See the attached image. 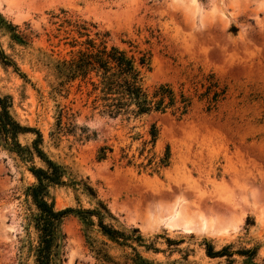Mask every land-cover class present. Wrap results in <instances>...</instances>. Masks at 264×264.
I'll return each instance as SVG.
<instances>
[{
  "label": "rangeland",
  "instance_id": "374dc122",
  "mask_svg": "<svg viewBox=\"0 0 264 264\" xmlns=\"http://www.w3.org/2000/svg\"><path fill=\"white\" fill-rule=\"evenodd\" d=\"M263 1L183 0L175 7L171 0H0V14L24 35L19 43L10 37L12 31L0 30V45L19 68L0 61V96L11 97V113L20 124L40 132L42 149L51 159L76 178H87L113 217L106 222L126 230L137 227L145 242L158 249L138 247L147 258L174 264H264ZM83 21L90 36L108 31L111 43L135 50L130 42L147 52L150 68L143 70L144 86L150 90L166 82L176 92L182 90L192 97L189 112L181 119L169 112L129 121L87 117L78 80L65 85L68 92L55 93L60 80L55 66L74 55L73 39L84 40L73 26ZM210 71L228 93L216 109L206 111L198 99L199 83ZM151 123L158 127L153 151L161 156L168 145L171 154L170 165L159 174L136 166L146 162L147 153L139 156V149L149 139ZM34 137L26 132L17 139L27 146ZM103 144L113 151L97 160ZM121 149L133 155L134 165L119 161ZM35 163L40 165L37 159ZM28 166L0 138V264H34L35 208L25 189L35 179ZM50 192L58 209L76 206L75 195L84 208L95 204L69 186ZM173 192L209 222L230 216L241 221L236 230L220 235L169 229L158 207L164 204L160 196ZM61 231L59 264H98L78 218L65 217ZM89 235L97 244L104 240L96 231ZM165 238L181 242L168 244ZM206 241L215 250L227 246L234 253L209 257ZM103 242L112 255L124 253ZM244 250L250 251L238 253Z\"/></svg>",
  "mask_w": 264,
  "mask_h": 264
},
{
  "label": "trees",
  "instance_id": "16d2710c",
  "mask_svg": "<svg viewBox=\"0 0 264 264\" xmlns=\"http://www.w3.org/2000/svg\"><path fill=\"white\" fill-rule=\"evenodd\" d=\"M91 25V24H90ZM79 37L84 40L73 39L72 46H77L74 55L66 60L58 61L56 70L60 79L54 87V92L60 94L68 89L65 85L78 80L76 90L84 95L83 106L89 109L87 117L95 115L103 118L132 120L151 113L164 114L169 112L177 119L185 116L191 107L192 97L182 90L176 92L169 83H158L150 90L144 86L143 70H149L150 58L147 52L137 50H125L110 42L108 31L96 30L90 36V29L86 22L73 25ZM0 30L12 31L11 38L19 43H24V35L16 32V26L5 20L0 14ZM0 61L5 65H11L15 71H19L16 63L4 52L0 45ZM21 73V72H20ZM21 75H24L21 73ZM202 89L198 99L205 103V110L211 111L217 108L228 93L227 85L216 77L215 73L203 74L200 81ZM12 100L9 95L0 96V138L5 142L9 151L16 153L23 161L29 162L28 171L35 181L25 189V195L29 197L35 208L31 220L37 235L34 251V264H59L61 260V242L64 234L61 231V223L67 216L78 218L83 226L84 235L89 249L94 253L98 264H174V262L162 263L142 255L138 247L157 252L158 249L145 238L137 227L128 230L114 226L106 222L107 218H113L106 204L97 196L96 190L89 184L87 178H76L67 168L51 159L42 149V135L29 126L20 124L11 113ZM33 132L35 137L31 144L23 146L17 139L19 134ZM95 134V132H94ZM149 139L142 142L139 156L146 152V162L136 164L141 169H150V173L159 174L170 165V149L167 145L161 156L153 151L158 138V127L151 123L148 129ZM148 144L150 147L148 148ZM112 147L106 144L97 149L96 159L104 160ZM120 160H125L126 165H134L133 155L128 156L121 149ZM35 159L40 165L35 163ZM55 186H69L74 191L80 189L82 193L95 200L92 207L84 208L80 205L77 195V205L58 209L54 203V197L50 189ZM98 232L103 241L110 242L120 248L124 253L117 257L112 255L103 241L97 244L89 233ZM168 244H178L180 240L165 238ZM205 253L209 257L230 256L234 252L224 246L215 250L213 245L205 242ZM129 249V251H125ZM250 250L238 252L246 255Z\"/></svg>",
  "mask_w": 264,
  "mask_h": 264
},
{
  "label": "bare ground",
  "instance_id": "6f19581e",
  "mask_svg": "<svg viewBox=\"0 0 264 264\" xmlns=\"http://www.w3.org/2000/svg\"><path fill=\"white\" fill-rule=\"evenodd\" d=\"M171 1L176 7V5L179 4V3H182L183 0H171ZM184 10H185V8H184ZM160 197L163 199L162 202H164V204H161L164 207H160L161 205L158 207V208H160V210L162 208V212H161L162 213V219L161 220L165 224L163 226H166L169 229L179 228V230L182 229L185 232L200 230V231H203L204 233L206 232V233H208L210 235H220L222 233H228L229 231L232 232V231L236 230L237 227H238V220L240 218L236 221V217H235V220H234V217H233L232 220H234V221H232L231 220V216H230V219H223L224 217H220V220H219V218L216 219L215 217H213V218H215V220H219V222L217 224L209 222L206 219V218H208V216L205 217L206 215L204 216L202 213H200V211L198 212V211H196L194 209H189V207L188 208L185 207L186 203L183 205V202H182L183 199L180 197V195H177V193H175V192H173L171 195L170 194H168V195L164 194L163 196H160ZM161 198L160 199L157 198V199L160 201ZM159 201H157L158 204H159ZM155 203H156V201H155ZM223 204L224 203H222L221 205H223ZM156 208H157V206H156ZM156 208H153V209H156ZM153 209H151L149 211H151V213H152ZM157 209L155 211H157ZM226 209L228 210V208H226ZM210 211H212V210H210ZM229 213H232V211L229 212ZM146 214H148V213L146 212ZM157 214L159 215V213H157ZM157 214H155V215H157ZM216 216H217V214H216ZM145 218L149 219V217H145ZM221 218H222V220H221ZM152 219H153V217H152ZM212 219L210 221H212ZM143 220L146 221V219H143ZM157 220H158V218H157ZM239 221H241V220H239ZM156 224H157V221H156Z\"/></svg>",
  "mask_w": 264,
  "mask_h": 264
}]
</instances>
